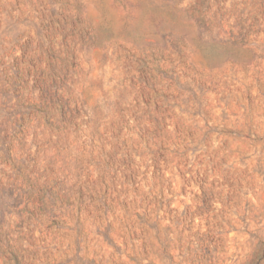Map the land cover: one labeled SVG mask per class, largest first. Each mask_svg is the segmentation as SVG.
<instances>
[{
	"label": "rangeland",
	"instance_id": "rangeland-1",
	"mask_svg": "<svg viewBox=\"0 0 264 264\" xmlns=\"http://www.w3.org/2000/svg\"><path fill=\"white\" fill-rule=\"evenodd\" d=\"M0 264H264V0H0Z\"/></svg>",
	"mask_w": 264,
	"mask_h": 264
}]
</instances>
